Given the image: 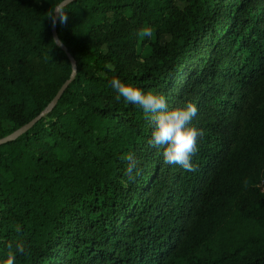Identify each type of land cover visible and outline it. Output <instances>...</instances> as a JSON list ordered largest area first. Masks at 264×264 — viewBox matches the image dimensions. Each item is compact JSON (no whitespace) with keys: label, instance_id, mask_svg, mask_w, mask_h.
Returning <instances> with one entry per match:
<instances>
[{"label":"trees","instance_id":"obj_1","mask_svg":"<svg viewBox=\"0 0 264 264\" xmlns=\"http://www.w3.org/2000/svg\"><path fill=\"white\" fill-rule=\"evenodd\" d=\"M59 2L0 0V139L69 79L0 144V264H264V0H73L74 71ZM113 78L197 106L195 171Z\"/></svg>","mask_w":264,"mask_h":264},{"label":"clouds","instance_id":"obj_2","mask_svg":"<svg viewBox=\"0 0 264 264\" xmlns=\"http://www.w3.org/2000/svg\"><path fill=\"white\" fill-rule=\"evenodd\" d=\"M71 0H60L54 6V10L50 15L53 25L59 20L61 25L68 22V13L64 8ZM154 30L151 26L142 28L139 32L141 38H151ZM56 44V41H53ZM111 86L118 93L117 100L123 98L126 102L139 106L143 112L152 114L151 118L155 122V128L152 132V139L149 141L150 145L155 148H163V156L165 163L176 164L186 171H195L196 167L191 163V157L197 151V140L203 135L202 130L191 126L192 119L197 114V106L188 102L182 108L168 110L166 97L161 93L143 92L141 89L126 85L120 79L113 78ZM127 161L126 172L129 178L132 177L134 169H137L138 161L134 154H128L124 157ZM248 182L245 181V187ZM16 232H20L19 225L16 226ZM26 249L23 242L15 244L13 250L12 244L8 245L7 258L3 264H16L17 254H25Z\"/></svg>","mask_w":264,"mask_h":264},{"label":"water","instance_id":"obj_3","mask_svg":"<svg viewBox=\"0 0 264 264\" xmlns=\"http://www.w3.org/2000/svg\"><path fill=\"white\" fill-rule=\"evenodd\" d=\"M72 1L73 0H71V2ZM52 32H53V38H54V40L65 51L67 57L69 58L70 62L72 63V67H73V71H74L75 70L74 61H73L71 55L68 53V51L65 48V46L63 44H61V42L59 41L58 36L56 34V27H55V25H53ZM72 75H73V73L71 74V77H72ZM68 83H69V79L66 80L61 85V87L59 88V90L57 91L56 95L54 96L53 100L51 101L50 105L47 108H45L43 111H41L35 118H33L31 121H29L27 124H25L21 128L15 130L11 134H9V135L5 136L4 138L0 139V144L5 143V142L13 139L17 135L21 134L22 132L26 131L37 119H39L41 116H43L58 101V99L63 94L65 88L67 87Z\"/></svg>","mask_w":264,"mask_h":264},{"label":"built area","instance_id":"obj_4","mask_svg":"<svg viewBox=\"0 0 264 264\" xmlns=\"http://www.w3.org/2000/svg\"><path fill=\"white\" fill-rule=\"evenodd\" d=\"M257 187L261 192H264V175L260 178L259 182L257 183Z\"/></svg>","mask_w":264,"mask_h":264}]
</instances>
